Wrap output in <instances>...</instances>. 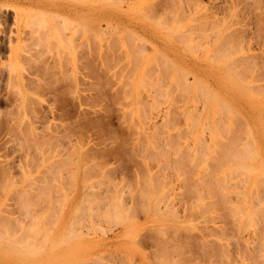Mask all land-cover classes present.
Returning a JSON list of instances; mask_svg holds the SVG:
<instances>
[{
	"label": "rangeland",
	"instance_id": "obj_1",
	"mask_svg": "<svg viewBox=\"0 0 264 264\" xmlns=\"http://www.w3.org/2000/svg\"><path fill=\"white\" fill-rule=\"evenodd\" d=\"M103 1L104 0H0V133L4 136L2 141V136L0 134V142L3 143L0 144V159L3 160L4 164L2 163V165H4V171H6L2 173L3 169H1L2 165L0 164V174L3 175H0L2 176L0 177V188L3 185L2 181L4 182L6 179L4 182V185H6L0 190V196L3 197L0 199V205L7 209V215L10 217L9 220L14 219L16 216H20V218L21 216H24L19 219L20 223H22L20 220H23V227L21 224L23 229L20 227V230H22H19V233H22L21 235L25 238V241L28 239L29 242L32 241L30 240L31 236L29 234H32V230L35 228L31 226L33 225L31 224L32 221L30 222L32 219V216H30L32 209L37 220H41H39L40 222L36 220V233H33L35 235L33 238L35 237L34 243L36 244V247L32 246L28 241H24L22 244L20 243V245L29 243V245H25L26 247L21 246L24 251L26 250V253H29V255L27 254L28 257L22 256L23 254L26 255L22 249L19 250L24 252L23 254L18 252V248H21L19 247V243H14L19 245L17 248V246L12 243L13 241H10V236L8 238L7 233L6 238H2L3 240L0 239V253L2 252L0 255V264H211L210 261H213L215 264H249L250 262V264H264V256L261 255L264 254L262 251L264 250L262 247L264 244V202L259 204L260 201H264V0H261V2H259V0H190L191 2L189 0H173L174 2L170 0H147L145 2L144 0H117L119 2L116 0L113 2L112 0ZM115 1L117 5H114ZM110 2L112 3L109 4ZM151 2H154V4ZM230 2H236V4H230ZM163 3L165 4L163 5ZM120 4L122 5L120 6ZM229 5L232 6L228 7ZM169 6L171 7L169 8ZM193 6L195 9L190 11L191 8H194ZM18 8L21 9L19 10ZM29 8H31V11L34 9V13L31 12ZM38 9L40 11L36 12ZM45 9L47 10V13ZM162 9H164L165 12ZM171 9L174 10L170 12L169 10ZM197 9L200 10V12L197 11ZM17 11L22 13V16L18 19ZM137 11H139L138 13L140 15L137 14ZM49 12L51 14H59L60 17H57L58 15L56 14H52L51 16ZM160 12L161 14L159 15ZM39 13L41 14L39 15ZM148 13L149 16H147ZM205 13L208 14V16L205 15ZM35 14H37L36 18L35 16H31ZM53 15L56 16L54 17ZM197 15H200L201 17H198ZM49 16L54 19L58 18L57 22L60 21L59 24H57L58 28L60 23L62 27H65H63V29H58L60 31L55 30L57 29L55 28L57 22H54ZM166 17L168 18V22L166 21ZM200 18H204L206 20L205 23L204 20H201ZM41 19H45V21L42 22ZM47 20L48 22H46ZM157 20L159 22H157ZM64 21L67 25H69L71 21L72 23L66 27L63 23ZM86 21H88V23ZM53 22L55 24H53ZM221 22L223 24H221ZM82 23L83 25L85 23L84 27H89L84 29ZM31 25L34 26L31 27ZM42 25L44 27H42ZM94 25H98L99 27H96L102 30H99L100 32L98 31V28L95 30L96 27ZM226 26L232 31L231 32L228 29V35L226 34L227 30H225ZM90 27L95 28L91 29ZM40 28L44 29L41 30ZM65 28L68 29L66 30ZM88 29L91 30L88 31ZM187 29H189L190 32ZM63 30H66V32ZM49 32L51 34H49ZM47 33L49 36L52 35V38H49ZM54 33L55 39H53ZM87 34H90L92 37L88 35L89 38H87ZM224 34H226L228 38ZM233 34H235V36ZM31 35L33 37H31ZM199 35L202 37H199ZM222 35H224L222 39L223 41L221 40ZM66 36H68V38ZM46 37L50 40H45ZM224 37L227 39L225 40ZM85 38L88 39V41L85 40ZM229 38L232 39L229 40ZM37 39H39V41ZM68 39L70 44L68 43ZM236 39L240 40L238 41L240 46H237ZM51 41L53 43H51ZM219 41L223 42H221L222 46H219L221 45L220 43L219 45H216ZM234 42H236V45ZM10 45L16 48V52L14 51L13 53L9 50ZM32 45L35 48H32ZM68 46H70V48ZM218 46L221 48L219 49ZM225 46L229 49H227L228 51L225 49ZM222 47L227 51L226 54H224L226 51H223L224 49L222 50ZM36 48L38 51H36ZM228 52L232 53L229 54ZM38 54L41 56L40 59ZM219 55L222 57L220 58ZM224 55H227V59L224 58ZM241 56H243V58ZM253 57L256 58L254 59ZM162 58L166 59L162 60ZM30 59L36 60L31 61ZM227 61L229 62L227 63ZM245 62L247 64H245ZM15 63H18V67ZM227 64H230V66H227ZM236 64L240 65L237 67ZM12 65L14 67H12ZM240 66L245 68L242 69L243 67H241V69H239ZM252 66L255 67L252 68ZM151 67L154 70H152ZM249 67H251L253 71ZM232 70L234 72H232ZM238 70L242 72L240 73ZM230 71L233 73V76ZM244 71L246 72L244 74H247L248 78L244 76ZM247 72H249V74ZM148 74L150 76H148ZM228 74H230V76ZM236 74L237 76L235 77L234 75ZM238 77L241 78L239 79ZM237 78L241 80V82ZM10 80L11 84L9 83ZM185 81L190 84L188 85ZM201 82H204L207 85H201ZM12 83L14 84L13 86ZM181 83L183 85H181ZM196 83H199L201 86ZM243 83L246 84L248 90L245 85L244 88L247 91L243 88ZM15 84H18V86ZM179 85L183 87L186 86L188 91L183 87L180 88ZM130 86L131 88H129ZM188 88L193 90L191 91V89L189 90ZM200 88H204L201 90L203 91L202 95L199 91ZM205 88H207L206 92L210 90L211 94L209 92V94L206 93ZM249 89L251 91H249ZM18 90H21V95L24 94L22 99H20L21 95ZM186 92H189V94ZM125 93H128V95ZM213 93L217 94L219 101H216V94ZM179 94L182 98H179ZM185 94L187 96L189 95V101L186 99L187 96H185ZM211 95L212 97H210ZM214 95L215 99L213 97ZM206 96L210 97L209 101L208 98L206 99ZM26 97L28 99L30 98V104H28L29 106L27 105V108H25V104L26 102H29ZM192 97L196 98V100ZM24 99L26 102H24ZM33 99L34 101H32ZM20 100L25 104L21 102L22 108H17L19 107L18 102L20 103ZM156 100H159V102ZM205 101H207V103ZM186 102L187 104H185ZM217 103H220V106L224 103L226 104L220 107ZM202 104H205L203 105L204 107ZM227 104L228 106H226ZM208 105L210 106L208 107ZM176 106H178V108L175 110ZM226 107H229V109H226ZM195 108L198 110L196 109V111ZM18 109L23 110L20 112ZM24 109L27 111L26 115L24 114ZM204 110H208L209 113L206 114V111ZM142 111H144V115ZM175 111L177 116L173 114ZM19 113L23 114L21 115ZM192 116L195 119H192ZM217 119H220L221 121ZM222 119L226 122L222 123ZM194 120L198 123H195ZM172 121H176V125L174 124L175 122L173 123ZM166 122L168 123L167 125ZM28 123H31V129H34L37 133V135L34 133L38 136V138L35 137V141L34 138H32L31 129H29L31 130L30 134L28 133ZM222 124L225 125L223 126ZM211 125L215 130L210 129L212 127ZM228 127L232 129H228ZM20 128H22L21 133L19 132ZM244 128L248 133L245 132ZM25 129L27 131H25ZM192 129H197V131H193ZM233 129L236 132L234 134L232 131ZM213 131H215V134ZM177 132L180 136H183L180 137ZM199 133H203L201 134L202 136L200 135V137H198ZM149 134L150 136L148 137ZM176 137L177 139H175ZM243 138L245 141H243ZM199 139L204 142L202 143ZM216 141H218L219 145H217L218 143L216 144ZM224 141L225 143H228L227 148ZM251 143L254 144V146ZM210 144L211 148H209ZM178 145L179 149H177ZM221 145L222 147H220ZM251 145L252 147L249 148L248 146ZM223 146H225L224 148L227 150L231 147V150H228L227 152L226 149H222ZM215 147L217 150H214ZM251 148H253L252 150H254V153L250 150ZM246 149L253 153L252 157L251 154L246 152ZM183 150L190 154H182V152H184ZM195 150H198V152L196 153ZM191 151H194L196 154ZM229 151L232 152L230 153ZM255 152H258L259 155ZM230 154H232L233 157ZM255 154L257 156H255ZM196 155L199 159L195 158ZM206 156L208 158H205ZM236 156L238 157V160L241 159L242 162L239 160V163ZM23 158H25V161H28L25 162ZM5 159L7 160V163ZM186 159H192L189 161L190 164ZM45 160L46 162H44ZM202 160L205 164L202 163ZM244 160H246V164L243 162ZM206 161L208 162L206 163ZM199 163L202 164L200 165ZM241 163H244V165H242L243 168L238 166L239 169L241 168L239 170L236 164L238 165ZM180 164L182 166H179ZM250 164L252 166L254 165L253 168L249 166ZM5 165H7V167ZM48 165H50V167ZM246 165L249 166L250 169ZM181 167L182 169L180 170L179 168ZM244 167L248 170L252 169L254 171L251 172V170L249 172L247 170V172H245L246 169ZM260 167L262 168L263 173L261 172V169L259 170ZM7 168L10 169L6 170ZM216 168L218 170H216ZM255 168L258 169L255 170ZM213 169H215L216 172H213ZM23 170L27 171L26 175V171L23 172ZM182 170L184 172L186 170V172L182 173ZM30 171L32 174H29L31 173ZM146 171H148L149 175ZM211 171L215 175V180L213 179L214 176L212 178ZM22 172L25 176H23ZM208 173L211 177H208L210 176ZM240 173L242 174L240 175ZM250 173L254 174L250 175ZM206 174H208V176H206ZM151 175H153V178ZM145 176H147V178ZM34 177L38 181H36ZM162 178L165 180L163 181ZM192 178L194 181H192ZM196 179L199 180L197 181ZM200 179H203V181H200ZM160 180L162 181V185L160 184ZM218 180H220V183L218 182L217 184L216 181ZM199 181L201 183H199ZM234 181L237 183L236 186L238 188L236 189ZM204 182L208 184V186L204 184ZM222 182H224V184ZM33 184L34 186L32 188ZM201 184L205 187H201ZM24 185H26V187ZM47 185L49 186V189ZM210 185L212 187H210ZM224 185H228V187L226 186L227 189ZM13 186L15 187L13 188ZM143 186L144 189L140 192ZM197 186L198 188H196ZM16 187L22 188H18L17 190H21L19 191L20 194L26 189V192H28L26 194L22 193L23 196H19L15 191L16 193L14 192L13 195V190L16 189ZM201 188H203V190ZM257 188L259 189L258 191ZM197 189L201 193L200 196H198L199 192L196 191ZM210 189H215L218 192L215 190L213 192L212 190L214 193L213 195ZM237 189L240 190L238 191ZM6 190L8 192H6ZM145 190H148L147 194L144 193L146 192ZM219 190L221 194L219 193ZM194 191L197 194L194 193ZM206 191L211 192V194ZM226 191L229 193L228 195ZM2 192L3 194H1ZM255 192L256 194H252ZM207 193L209 194L208 197ZM222 193L223 195L225 194V197H223ZM155 194H157V196ZM3 195H5L6 198ZM142 196L145 198L144 200H142ZM257 196L260 198V201ZM229 197L233 202H230L232 200ZM110 198L113 200L110 201ZM243 198H245V200ZM221 199L223 201L226 199L225 201L228 200L233 204H231L230 207V203L224 202L225 204H223V201L220 203ZM155 200L158 201L155 202ZM18 201L21 202L19 203ZM118 201L121 205H119ZM208 201L213 202L212 208L209 207L210 202ZM110 202L112 203L110 204ZM219 203L224 207H228L226 209L227 211L225 208L223 209ZM3 204L5 206H3ZM46 204L48 206H46ZM214 204H216V208L214 207ZM7 205H9V207ZM25 205L28 206L26 207ZM132 205L133 207H131ZM204 205L206 208L208 206L209 209H206ZM115 206H118L116 209H119L120 207V213H122L121 209H124L121 216L118 213L119 211H117L118 209H115L116 211L113 212ZM147 207H149L150 210L147 209ZM145 208L147 210H145ZM239 208H242L240 209L242 211H240ZM220 209L223 210L221 211ZM229 209L233 212V215ZM234 210L236 212H234ZM28 212L29 215L27 214ZM116 212L119 215V221L116 218L117 216H114L117 214ZM218 212H220V215ZM239 212L241 214L244 212L243 215H240L241 218H239ZM111 213L116 214L112 216ZM124 213L125 216H122ZM199 213L202 215L200 216ZM24 214L27 215L25 216ZM31 215H33V212ZM249 215L253 220L249 218ZM242 216L244 217L242 218ZM120 217H123L121 219L122 221L120 220ZM226 218L228 220H226ZM238 218L241 221H238ZM50 219L52 220L50 221ZM123 219L126 220L123 221ZM242 219L245 220L244 222H246L247 219L248 225L244 224ZM46 220L49 221V224ZM233 220L234 222L236 221V223L232 222ZM233 224H236L237 226H233ZM241 224H244L245 226H242ZM25 225L28 227L31 226L30 228H32V230L28 228L31 233L28 234ZM241 226L244 228V231H242L243 228ZM52 227L54 228L51 229ZM220 230L224 231L221 232ZM239 232L241 233L240 236L238 234ZM209 233H211V235H209ZM230 233L232 236H230ZM72 236L75 238L78 237L75 239L72 238ZM51 237L54 238L51 239ZM60 237L61 239H59ZM257 237L260 240H258ZM40 239H43V241H40ZM9 241L10 243H8ZM210 241L212 242L210 243ZM225 242H227V244ZM255 242L258 243L254 244ZM247 244L248 246H246ZM259 244L261 247L260 249H257L259 248ZM217 245H219V247ZM6 246H8V249L19 253L20 255L15 256L14 254L9 253V251L4 250L5 253L6 251L9 253H6L5 255L2 249L3 247L6 248ZM247 249H249L251 253ZM259 252H263L260 253L262 258L259 257ZM219 253L221 255L223 253L225 254L222 255L223 257H220ZM247 253L248 256L245 255ZM253 254L256 255L253 257L249 256ZM226 256L228 258H226ZM212 257H218L220 260L217 258L216 260L214 259V261ZM254 257L255 260H253Z\"/></svg>",
	"mask_w": 264,
	"mask_h": 264
},
{
	"label": "bare ground",
	"instance_id": "obj_2",
	"mask_svg": "<svg viewBox=\"0 0 264 264\" xmlns=\"http://www.w3.org/2000/svg\"><path fill=\"white\" fill-rule=\"evenodd\" d=\"M77 1H79V0H77ZM83 1H85V0H83ZM86 1H87V0H86ZM104 1H105V0H104ZM104 1H103V2H104ZM109 1H111V0H109ZM113 1H114V0H112V2H113ZM116 1H117V0H116ZM116 1L114 2V5H115V4L117 5ZM145 1H147V0H144V2H145ZM165 1H166V0H165ZM167 1H168V0H167ZM170 1H173V0H170ZM175 1H176V0H175ZM178 1H179V0H178ZM189 1H190V0H189ZM234 1H235V0H234ZM236 1H237V0H236ZM243 1H244V0H243ZM243 1H242V2H243ZM256 1H257V0H256ZM96 2H97V1H96ZM112 2H110L109 4H111ZM117 2H119V1H117ZM142 2H143V1H142ZM173 2H174V1H173ZM182 2H183V1H182ZM190 2H191V1H190ZM194 2H195V1H194ZM196 2H197V1H196ZM231 2H233V1H231ZM231 2H230V4H234V3L236 4V2H234V3H231ZM242 2H241V3H242ZM259 2H261V0H259ZM262 2H263V1H262ZM88 3H89V2H88ZM107 3H108V2H107ZM140 3H141V2H140ZM151 3H152V2H151ZM176 3H177V2H176ZM180 3H181V2H180ZM180 3H179V4H180ZM192 3H193V2H192ZM237 3H238V2H237ZM257 3H258V2H257ZM144 4H145V3H144ZM152 4H154V2H153ZM152 4H150V5H152ZM164 4H165V3H163V5H164ZM167 4H168V3H167ZM174 4H175V3H174ZM195 4H196V3H195ZM235 4H234V5H235ZM106 5H107V4H106ZM121 5H122V4H120V6H121ZM193 5H194V4H193ZM239 5H240V4H239ZM153 6H154V5H153ZM156 6H157V5H156ZM172 6H173V5H172ZM181 6H182V5H181ZM230 6H232V5H229L228 7H230ZM117 7H118V6H117ZM138 7H139V6H138ZM170 7H171V6H169V8H170ZM193 7H194V6H193ZM196 7H197V5H196ZM198 7H199V5H198ZM235 7H236V6H235ZM32 8H33V7H32ZM118 8H119V7H118ZM146 8H147V7H146ZM151 8H152V7H151ZM153 8H154V7H153ZM163 8H164V7H163ZM182 8H183V7H182ZM200 8H201V6H200ZM18 9H19V8H18ZM20 9H21V8H20ZM20 9H19V10H20ZM30 9H31V8H29V10H30ZM119 9H120V8H119ZM148 9H149V6H148ZM165 9H166V8H165ZM192 9H195V7H194V8H191L190 11H191ZM231 9H232V8H231ZM234 9H235V8H234ZM45 10H46V9H45ZM140 10H141V9H140ZM151 10H153V9H151ZM162 10H164V9H162ZM166 10H168V9H166ZM172 10H174V9H171V10H169V11L171 12ZM182 10H183V9H182ZM30 11H31V10H30ZM30 11H29V12H30ZM33 11H34V9H33ZM33 11H31V12H33ZM38 11H40V10L38 9L36 12H38ZM145 11L148 12L147 10H145ZM197 11L200 12V10H198V9H197ZM201 11H202V10H201ZM205 11H206V10H205ZM19 12H20V11H19ZM19 12L17 11V19L20 18V16H22V13H21V12L19 13ZM24 12H25V11H24ZM29 12H28V14H29ZM31 12H30V13H31ZM43 12H44V11H43ZM43 12H42V13H43ZM134 12H135V11H134ZM138 12H139V11H137V14H139ZM149 12H150V9H149ZM151 12H152V11H151ZM164 12H165V10H164ZM164 12H163V13H164ZM183 12H184V11H183ZM192 12H193V11H192ZM207 12H208V11H207ZM207 12H206V13H207ZM33 13H34V12H33ZM46 13H47V10H46ZM163 13H162V14H163ZM186 13H187V12H186ZM186 13H185V14H186ZM189 13H190V12H189ZM202 13H203V12H202ZM206 13H205V15L208 16V14H206ZM214 13H215V12H214ZM214 13H213V14H214ZM233 13H234V11H233ZM233 13H232V15H233ZM28 14H27V15H28ZM40 14H41V13H39V15H40ZM43 14H44V13H43ZM49 14H51V13L49 12ZM52 14H56V13H52ZM52 14H51V16H52ZM143 14H144V13H143ZM143 14H141V15H143ZM145 14H146V13H145ZM150 14H151V13H150ZM156 14H157V13H156ZM160 14H161V12L159 13V15H160ZM164 14H165V13H164ZM196 14H197V13H196ZM196 14H195V15H196ZM27 15H26V16H27ZM39 15H38V16H39ZM56 15H58L57 17H60L59 14H56ZM56 15H55V16H56ZM60 15H61V14H60ZM139 15H140V14H139ZM173 15H175V14H173ZM187 15H188V14H187ZM190 15H191V13H190ZM190 15H189V16H190ZM201 15H202V14H201ZM29 16H30V15H29ZM31 16H35V18H36L37 14H35V15H31ZM44 16H45V15H44ZM44 16H43V17H44ZM53 16H54V15H53ZM55 16H54V17H55ZM64 16H65V15H64ZM64 16H63V17H64ZM147 16H149V13L147 14ZM168 16H169V14H168ZM170 16H171V15H170ZM175 16H176V15H175ZM197 16H198V15H197ZM199 16H200V15H199ZM199 16H198V17H199ZM207 16H206V17H207ZM49 17H50V16H49ZM61 17H62V16H61ZM142 17H143V16H142ZM177 17H178V16H177ZM198 17H197V18H198ZM200 17H201V16H200ZM203 17L205 18L204 15H203ZM32 18H33V17H32ZM35 18H34V19H35ZM40 18H41V17H40ZM44 18H45V17H44ZM46 18H48V17H46ZM50 18H52V17H50ZM67 18H68V17H67ZM143 18H144V17H143ZM191 18H192V17H191ZM204 18H203V19L200 18V19H201V20H204V23H205L206 20H205ZM230 18H231V17H230ZM38 19H39V18H38ZM52 19L54 20V22H55V21L57 22V19H58V18H55V19L52 18ZM64 19H65V18H64ZM69 19H70V18H69ZM150 19H151V17H150ZM167 19H168V18L166 17V21H167ZM224 19H225V18H224ZM35 20H37V19H35ZM60 20H61V19H60ZM67 20H68V19H67ZM171 20H172V19H171ZM193 20H194V19H193ZM38 21H39V20H38ZM41 21L44 22L45 19H41ZM41 21H40V23H41ZM49 21H50V19H49ZM62 21H63V20H62ZM62 21H61V22H62ZM178 21H179V20H178ZM228 21H230V20H228ZM228 21H227V22H228ZM46 22H48V20H47ZM51 22H52V21H51ZM54 22H53V24H55ZM59 22H60V21H59ZM59 22H57V23L55 24V25H56L55 28H57V29H55V30H58V29H60V28L63 29V27H65V26L62 27V26H61V23H60L59 28H58V25H57V24H59ZM76 22H77V21H76ZM86 22L88 23V21H86ZM90 22H91V21H90ZM90 22H89V23H90ZM157 22H159V21L157 20ZM167 22H168V21H167ZM192 22H193V21H192ZM224 22H225V21H224ZM34 23H36V22H34ZM40 23H39V24H40ZM63 23H64V25H66V27H67V26H69V25L72 23V21H71V23H70L69 25L65 24V21H64ZM67 23H68V22H67ZM74 23H75V22H74ZM74 23H73V25L75 26ZM93 23H94V22H93ZM97 23H99V22H97ZM91 24H92V23H91ZM157 24H158V23H157ZM215 24H217V23H215ZM221 24H223V23L221 22ZM227 24H228V23H227ZM230 24H231V23H230ZM28 25H29V24H28ZM36 25H38V24L36 23ZM43 25H44V24H43ZM43 25H42V27H44ZM79 25H81V24H79ZM82 25H83V23H82ZM89 25H90V24H89ZM159 25H160V24H159ZM159 25H158V26H159ZM168 25H169V23H168ZM212 25H214V24H212ZM225 25H226V24H225ZM33 26H34V25H33ZM33 26L31 25V27H33ZM45 26H46V24H45ZM84 26H85V23H84L83 27H84ZM86 26H87V25H86ZM91 26H93V25H91ZM94 26H95V25H94ZM96 26H98V25H96ZM96 26H95V27H96ZM169 26H170V25H169ZM214 26H215V25H214ZM221 26H222V25H221ZM29 27H30V26H29ZM88 27H89V26H88ZM88 27H84V29H85V28L87 29ZM95 27H92V28H95ZM98 27H99V26H98ZM98 27H96L95 30H97ZM101 27H102V26H101ZM191 27H192V24H191ZM216 27H217V26H216ZM36 28H37V27H36ZM36 28H34V29H36ZM46 28H47V27H46ZM49 28H50V27H49ZM90 28H91V27H90ZM92 28H91V29H92ZM117 28H118V27H117ZM170 28H171V27H170ZM178 28H179V27H178ZM197 28H198V27H197ZM210 28H211V27H210ZM212 28H213V27H212ZM221 28H222V27H221ZM40 29L42 30V29H44V28H40ZM53 29H54V28H53ZM62 29H61V30H62ZM65 29H66V28H65ZM67 29H68V28H67ZM67 29H66V30H67ZM75 29H76V28H75ZM91 29H88V31L91 30ZM125 29H126V28H125ZM166 29H167V28H166ZM176 29H177V28H176ZM228 29H229V28L226 26V28H225V30H227L226 34L228 33ZM19 30H20V29H19ZM38 30H39V29H38ZM55 30H54V31H55ZM66 30H63V31L66 32ZM99 30H102V29H99V28H98V31H99ZM117 30H118V29H117ZM187 30L189 31V29H187ZM191 30H192V29H191ZM229 30H230V29H229ZM23 31H24V30H23ZM52 31H53V30H52ZM58 31H60V30H58ZM63 31H61V32H63ZM74 31H75V30H74ZM115 31H116V30H115ZM174 31H175V30H174ZM193 31H194V30H193ZM216 31H218V30H216ZM220 31H221V30H220ZM230 31H231V30H230ZM230 31H229V32H230ZM39 32H41V31H39ZM45 32H46V31H45ZM47 32H48V31H47ZM50 32H51V31H50ZM50 32H49V34H51ZM61 32H60V33H61ZM99 32H100V31H99ZM101 32H102V31H101ZM189 32H190V31H189ZM203 32H204V31H203ZM231 32H232V31H231ZM234 32H235V31H234ZM31 33H32V32H31ZM56 33H57V32H56ZM174 33H175V32H174ZM185 33H186V32H185ZM191 33H192V32H191ZM219 33H220V32H219ZM18 34H19V31H18ZM40 34H42V33H40ZM40 34H39V35H40ZM49 34L47 33V36H48L49 38H50V37L52 38V35L49 36ZM82 34H83V33H82ZM94 34H95V33H94ZM126 34H127V33H126ZM189 34H190V33H189ZM226 34H224V35L226 36ZM35 35H36V33H35ZM39 35H38V36H39ZM54 35H55V33L53 34V39H55V38H54ZM88 35H89L90 37H92L90 34H87V36H88ZM190 35H191V34H190ZM200 35H201V34H200ZM200 35H199V37H202V36H200ZM224 35H222L221 40L223 39V36H224ZM227 35H228V34H227ZM233 35L235 36V34H233ZM233 35H232V36H233ZM61 36H62V35H61ZM84 36H85V35H84ZM84 36H83V37H84ZM89 36H88L87 38H89ZM95 36H96V35H95ZM192 36H193V34H192ZM197 36H198V34H197ZM229 36H230V35H229ZM31 37H33V36L31 35ZM35 37H36V36H35ZM48 37H46L45 40H48V41H49L50 39H47ZM59 37H60V34H59ZM59 37H58V38H59ZM66 37L68 38V36H66ZM83 37H82V38H83ZM96 37H97V36H96ZM139 37H141V36H139ZM189 37H190V36H189ZM220 37H221V36H220ZM226 37L228 38V36H226ZM37 38H38V37H37ZM42 38H43V37H42ZM44 38H45V35H44ZM67 38H66V39H67ZM69 38H70V37H69ZM98 38H99V37H98ZM143 38H144V37H143ZM227 38L224 37L225 40H226ZM234 38H235V37H234ZM33 39H35V38H33ZM59 39H60V38H59ZM76 39H77V38H76ZM80 39H81V38H80ZM231 39H232V38H231ZM231 39L229 38V40H231ZM238 39H239V38H238ZM238 39H236V40H237V44H238V41H240V40H238ZM22 40H23V39H22ZM37 40L39 41V39H37ZM41 40H42V39H41ZM61 40H62V39H61ZM81 40H83V39H81ZM85 40L88 41V39H86V38H85ZM92 40H93V39H92ZM95 40H96V39H95ZM142 40H144V39H142ZM142 40H141V41H142ZM191 40H192V39H191ZM218 40H219V39H218ZM48 41H47V42H48ZM52 41H53V40H52ZM52 41H51V43H53ZM63 41L66 42L65 40H63ZM68 41H69V39H68ZM97 41H98V40H97ZM182 41H183V40H182ZM199 41H200V40H199ZM201 41H202V38H201ZM222 41H223V40H222ZM222 41H221V42H222ZM232 41H233V40H232ZM10 42H11V40H10ZM35 42H36V41H35ZM47 42H46V44H47ZM54 42H55V40H54ZM59 42H60V41H59ZM78 42H79V41H78ZM183 42H184V41H183ZM186 42H187V41H186ZM221 42L219 41L218 43H216V45H217V44L219 45V43H220L221 45H219V46H222V43H223V42H222V43H221ZM228 42H229V41H228ZM36 43H37V42H36ZM36 43H35V45H36ZM55 43H56V42H55ZM55 43H54V44H55ZM60 43H61V42H60ZM60 43H59V44H60ZM68 43L70 44V41H69ZM111 43H112V42H111ZM113 43H114V41H113ZM113 43H112V44H113ZM224 43H225V42H224ZM234 43H235V45H236V42H234ZM239 43H240V42H239ZM32 44H33V41H32ZM41 44H42V43H41ZM43 44H44V43H43ZM63 44H64V43H63ZM80 44H81V43H80ZM230 44H231V42H230ZM230 44H229V45H230ZM39 45H40V44H39ZM65 45H66V44H65ZM77 45H78V44H77ZM189 45H190V43H189ZM201 45H202V44H201ZM207 45H208V44H207ZM224 45H225V44H224ZM227 45H228V43H227ZM227 45H226V46H227ZM235 45H234V46H235ZM78 46H79V45H78ZM192 46H193V45H192ZM219 46H218V47H219ZM226 46H225V49L227 50L228 48H226ZM237 46H240V45L238 44ZM33 47H34V46L32 45V48H33ZM66 47H67V45H66ZM68 47L70 48V46H68ZM81 47H82V46H81ZM185 47H186V46H185ZM198 47H199V46H198ZM202 47H203V46H202ZM215 47H216V46H215ZM223 47H224V46H223ZM223 47H222V50L224 49ZM230 47H231V46H230ZM230 47H229V48H230ZM17 48H19V47H17ZM30 48H31V47H30ZM34 48H35V47H34ZM39 48H40V47H39ZM59 48H60V47H59ZM71 48H72V47H71ZM79 48H80V47H79ZM79 48H78V49H79ZM196 48H197V47H196ZM199 48H200V47H199ZM220 48H221V47H219V49H220ZM234 48H235V47H234ZM236 48H237V47H236ZM15 49H16V48H14L12 45H10V49H9V50H11V51L14 53ZM25 49H26V48H25ZM36 49H37V48H36ZM111 49H112V47H111ZM151 49H152V48H151ZM187 49H188V47H187ZM203 49H204V48H203ZM217 49H218V48H217ZM217 49H216V50H217ZM219 49H218V50H219ZM225 49H224L223 51H226ZM232 49H233V48H232ZM241 49H242V48H241ZM17 50H18V49H17ZM45 50H47V49H45ZM45 50H44V51H45ZM65 50H66V49H65ZM207 50H208V49H207ZM228 50H229V49H228ZM228 50H227V51H228ZM230 50H231V49H230ZM25 51H26V50H25ZM27 51H29V50H27ZM33 51H34V50H33ZM36 51H38V49H37ZM44 51H43V52H44ZM227 51H226L224 54H226ZM15 52H16V51H15ZM29 52H30V51H29ZM29 52H28V54H29ZM41 52H42V51H41ZM70 52H71V51H70ZM196 52H197V51H196ZM217 52H218V51H217ZM220 52H221V51H220ZM73 53H74V52H73ZM206 53H207V52H206ZM222 53H223V52H222ZM228 53H229V52H228ZM231 53H232V52H231ZM231 53H229V54H231ZM236 53H237V52H236ZM40 54H41V53H40ZM44 54H45V53H44ZM70 54H71V53H70ZM10 55H12V54H10ZM45 55H46V54H45ZM161 55H162V54H161ZM204 55H205V54H204ZM220 55H221V54H220ZM220 55H219V56H220ZM232 55H233V54H232ZM236 55H237V54H236ZM32 56H33V55H32ZM32 56H31V57H32ZM159 56H160V55H159ZM163 56H164V55H163ZM230 56H231V55H230ZM38 57H39V59H40L41 56H39V54H38ZM38 57H37V58H38ZM213 57H214V56H213ZM221 57H222V56H220V58H221ZM231 57H232V56H231ZM239 57H240V56H239ZM241 57L243 58V56H241ZM23 58H24V57H23ZM29 58H30V57H29ZM166 58H167V56H166ZM166 58H162V60H164V59H166ZM224 58L227 59V55H224ZM228 58H230V57H228ZM253 58H254V57H253ZM255 58H256V57H255ZM255 58H254V59H255ZM20 59H21V56H20ZM39 59H38V60H39ZM169 59H170V58H169ZM226 59H224V60H226ZM26 60H27V59H26ZM30 60H31V59H30ZM32 60H33V59H32ZM32 60H31V61H32ZM34 60H36V59H34ZM34 60H33V61H34ZM38 60H37V61H38ZM156 60H157V59H156ZM209 60H210V59H209ZM243 60H244V59H243ZM147 61H148V60H147ZM149 61H150V60H149ZM169 61H170V60H169ZM210 61H211V60H210ZM231 61H232V60H231ZM18 62H19V59H18ZM39 62H40V61H39ZM41 62H42V61H41ZM156 62H157V61H156ZM171 62H173V61H171ZM228 62H229V61H227V63H228ZM236 62H237V61H236ZM239 62H240V61H239ZM252 62H254V61H252ZM28 63H29V62H28ZM34 63H35V62H34ZM153 63H154V62H153ZM224 63L226 64L225 61H224ZM224 63H223V64H224ZM233 63H234V62H233ZM10 64H11V62H10ZM15 64H16V66H17L18 63H15ZM154 64H155V63H154ZM160 64H161V63H160ZM217 64H220V63H217ZM225 64H224V65H225ZM231 64H232V63H231ZM241 64H242V62H241ZM245 64H247V63L245 62ZM31 65H32V64H31ZM152 65H153V64H152ZM228 65L230 66V64H227V66H228ZM238 65H240V64H236L237 67H238ZM249 65H250V63H249ZM253 65H254V64H253ZM150 66H151V65H150ZM155 66H156V65H155ZM159 66H160V65H159ZM244 66H246V65H244ZM9 67H11V66H9ZM12 67H14V66L12 65ZM12 67H11V68H12ZM17 67H18V66H17ZM234 67H235V66H234ZM241 67H243V66H240L239 69H241ZM247 67H248V66H247ZM253 67H255V66H252V68H253ZM151 68H152V67H151ZM154 68H155V67H154ZM177 68H178V67H177ZM244 68H245V67H243L242 69H244ZM249 68H251V67H249ZM252 68H251V70L253 71ZM181 69H182V68H181ZM230 69H231V68H230ZM247 69H248V68H247ZM9 70H12V69H9ZM46 70H47V69H46ZM152 70H154V69L152 68ZM228 70H229V69H228ZM228 70H227V71H228ZM160 71H162V70H160ZM164 71H165V70H164ZM235 71H236V70H235ZM238 71H240V70H238ZM13 72H14V71H13ZM155 72H156V71H155ZM179 72H180V71H179ZM182 72H183V71H182ZM232 72H234V71L232 70ZM232 72L230 71V73H232ZM241 72H242V71H240V73H241ZM161 73H162V72H161ZM161 73H160V75H161ZM164 73H165V72H164ZM188 73H189V72H188ZM228 73H229V72H228ZM240 73H239V75H240ZM244 73H246V72L244 71L243 74H244ZM247 73L249 74V72H247ZM12 74H13V73H12ZM17 74H18V73H17ZM149 74H150V73H149ZM149 74H148V76H150ZM167 74H168V73H167ZM167 74H166V75H167ZM189 74H190V73H189ZM191 74H192V73H191ZM224 74H225V73H224ZM234 74H235V73H234ZM243 74H242V75H243ZM18 75H19V74H18ZM152 75H153V74H152ZM166 75H165V76H166ZM228 75L230 76V74H228ZM231 75L233 76V73H232ZM12 76H13V75H12ZM165 76H164V77H165ZM167 76H168V75H167ZM226 76H227V75H226ZM232 76H231V78H232ZM234 76L236 77L237 74L234 75ZM240 76H241V75H240ZM244 76H246V77L248 78L247 74H246V75L244 74ZM15 77H16V76H15ZM15 77H14V78H15ZM182 77H183V76H182ZM185 77H186V76H185ZM235 77H234V78H235ZM246 77H245V78H246ZM16 78H17V77H16ZM141 78H142V77H141ZM148 78H149V77H148ZM183 78H184V77H183ZM192 78H193V77H192ZM238 78H239V77H238ZM238 78H237V79H238ZM240 78H241V77H240ZM240 78H239V79H240ZM243 78H244V77H243ZM12 79H13V77H12ZM152 79H153V78H152ZM161 79H162V78H161ZM181 79H182V78H181ZM232 79H233V78H232ZM232 79H231V80H232ZM239 79H238V80H239ZM253 79H254V78H253ZM253 79H252V80H253ZM97 80H98V79H97ZM99 80H100V79H99ZM179 80H180V79H179ZM242 80H243V79H242ZM16 81H17V80H16ZM142 81H143V80H142ZM142 81H141V82H142ZM146 81H147V80H146ZM153 81H154V80H153ZM160 81H161V80H160ZM183 81H184V80H183ZM235 81H236V80H235ZM239 81L241 82V80H239ZM10 82H11V80L9 81V83H10ZM37 82H38V81H37ZM128 82H129V81H128ZM128 82H127V83H128ZM143 82H145V81H143ZM179 82H180V81H179ZM185 82H186V81H185ZM190 82H191V80H190ZM198 82H199V81H198ZM245 82H246V81H245ZM26 83H27V82H26ZM34 83H35V81H34ZM127 83H126V84H127ZM147 83H148V82H147ZM151 83H152V82H151ZM161 83H162V82H161ZM167 83H168V81H167ZM175 83H176V82H175ZM186 83H187L188 85L190 84V83H188V82H186ZM199 83H200V82H199ZM199 83H196V84H199ZM201 83H202V82H201ZM7 84H8V82H7ZM10 84H11V83H10ZM30 84H31V83H30ZM141 84H142V83H141ZM144 84H145V83H144ZM144 84H143V85H144ZM148 84H149V83H148ZM153 84H154V82H153ZM165 84H166V83H165ZM192 84H193V82H192ZM196 84H194V85H196ZM203 84H204V85H207V84H205L204 82H203L201 85H203ZM13 85H14V84L12 83V86H13ZM15 85H16V84H15ZM33 85H34V84H33ZM87 85H88V84H87ZM95 85H96V84H95ZM123 85H124V84H123ZM176 85H177V84H176ZM181 85H183V84L181 83ZM199 85H200V84H199ZM201 85H200V86H201ZM224 85H225V84H224ZM244 85L246 86V84H244V83L242 84L243 88L245 87ZM12 86H11V87H12ZM16 86H18V84H17ZM30 86H31V85H30ZM37 86H38V85H37ZM78 86H79V85H78ZM97 86H98V85H97ZM131 86H132V85H131ZM131 86H130L129 88H131ZM141 86H142V85H141ZM141 86H140V87H141ZM146 86H147V85H146ZM159 86H160V85H159ZM179 86H180V85H179ZM192 86H193V85H192ZM192 86H191V87H192ZM200 86H199V87H200ZM35 87H36V86H35ZM142 87H143V86H142ZM147 87H148V86H147ZM150 87H151V86H150ZM160 87H161V86H160ZM160 87H159V88H160ZM163 87H164V86H163ZM181 87H183V86H180V88H181ZM203 87H205V86H203ZM240 87H241V86H240ZM240 87H239V88H240ZM251 87H252V86H251ZM251 87H250V88H251ZM18 88H19V87H18ZM18 88H17V89H18ZM88 88H89V87H88ZM121 88H122V87H121ZM134 88H135V87H134ZM183 88L187 90L186 86H184ZM183 88H182V89H183ZM193 88H194V87H193ZM243 88H241V89H243ZM136 89H137V88H136ZM136 89H135V90H136ZM139 89H140V88H139ZM184 89H183V90H184ZM188 89H189V88H188ZM190 89H191V88H190ZM190 89H189V90H190ZM203 89H204V88H202V89L200 88V90H199L200 93H201V95L203 94V91H201V90H203ZM206 89H207V88H205V92H206ZM244 89H245V88H244ZM246 89H247V86H246ZM246 89H245V90H246ZM15 90H16V89H15ZM153 90H154V89H153ZM156 90H157V89H156ZM159 90H161V89H159ZM192 90H193V89H191V91H192ZM211 90H212V89H211ZM247 90H248V89H247ZM247 90H246V91H247ZM18 91H19V90H18ZM20 91H21V90H20ZM20 91H19V93H20V95H21L22 92H20ZM121 91H122V90H121ZM138 91H139V90H138ZM184 91H185V90H184ZM187 91H188V90H187ZM249 91H251V90L249 89ZM16 92H17V91H16ZM125 92H126V90H125ZM127 92H128V91H127ZM135 92H136V91H135ZM189 92H190V91H189ZM189 92H186V93L189 94ZM197 92H198V91H197ZM205 92H204V93H205ZM208 92L210 93L211 91L209 90ZM208 92H206V93H208ZM253 92H254V90H253ZM141 93H142V92H141ZM193 93H194V91H193ZM209 93H208V94H209ZM216 93H217V92H216ZM216 93H213V94H216ZM125 94L128 95V93H125ZM161 94H162V93H161ZM177 94H178V92H177ZM183 94H184V93H183ZM210 94H211V93H210ZM23 95H24V94H23ZM23 95H21V98H20V99H22V96H23ZM30 95H31V94H30ZM152 95H153V94H152ZM193 95H195V94H193ZM196 95H197V94H196ZM18 96H19V95H18ZM135 96H136V95H135ZM138 96H139V95H138ZM162 96H163V95H162ZM185 96H187V95L185 94ZM188 96H189V95H188ZM188 96H187V98H186L187 100H188ZM24 97H25V96H24ZM27 97H28V95H27ZM27 97H26V99H28ZM154 97H155V96H154ZM159 97H160V96H159ZM180 97L182 98V96H180V94H179V98H180ZM196 97H197V96H196ZM210 97H212V95H211ZM210 97H209V96H206V99L208 98V101H209ZM213 97H214V99H215V95H214ZM173 98H174V97H173ZM173 98H172V99H173ZM192 98H194V97H192ZM200 98H201V97H200ZM202 98H203V97H202ZM204 98H205V97H204ZM220 98H221V97H220ZM220 98H219V99H220ZM29 99H30V98H29ZM29 99H28V102H29V103H27L26 100L24 99V100H25L24 102H26V104L23 103L22 100H20V103L18 102V106H19V107H17V106H16V107H17V108H22V105H21V102H22L23 104L26 105V106L24 105L25 108H27V107L29 106L28 104H30ZM152 99H153V98H152ZM162 99H163V97H162ZM184 99H185V98H184ZM186 99H185V100H186ZM194 99L196 100V98H194ZM198 99H199V97H198ZM212 99H213V98H212ZM212 99H211V102H212ZM18 100H19V97H18ZM128 100H129V99H128ZM130 100H132V99H130ZM177 100H178V99H177ZM189 100H190V99H189ZM189 100H188V101H189ZM217 100H218V96H217V94H216V101H217ZM32 101H34V99H33ZM156 101H157V100H156ZM175 101H176V100H175ZM180 101H181V99H180ZM201 101H202V100H201ZM203 101H204V100H203ZM218 101H219V100H218ZM220 101H221V100H220ZM130 102H131V101H130ZM130 102H129V103H130ZM157 102H159V100H158ZM170 102H171V101H170ZM181 102H182V101H181ZM205 102L207 103V101H205ZM214 102H215V100H214ZM224 102H225V101H224ZM32 103H34V102H32ZM32 103H31V104H32ZM163 103H164V102H163ZM197 103H198V102H197ZM202 103H204V102H202ZM19 104L21 105V107H20ZM139 104H140V103H139ZM173 104H174V103H173ZM173 104H172V105H173ZM185 104H187V102H186ZM208 104H210V103H208ZM217 104H219L218 106H220V103H217ZM224 104H226V103H224ZM224 104H222V105H224ZM27 105H28V106H27ZM120 105H121V104H120ZM136 105H137V104H136ZM174 105H175V104H174ZM176 105H177V104H176ZM203 105H205V104H202V106H203ZM206 105H207V104H206ZM222 105H221V106H222ZM195 106H196V105H195ZM209 106H210V105H208V107H209ZM221 106H220V107H221ZM226 106H228V104H227ZM129 107H130V106H129ZM135 107H136V106H135ZM139 107H140V106H139ZM173 107H174V106H173ZM203 107H204V106H203ZM142 108H143V107H142ZM144 108H145V107H144ZM177 108H178V106H176L175 110H176ZM187 108H188V107H187ZM214 108H215V107H214ZM150 109H151V108H150ZM150 109H149V111H150ZM156 109H157V108H156ZM185 109H186V108H185ZM188 109H189V108H188ZM193 109H194V108H193ZM196 109H197V108H195V110H196ZM200 109H201V108H200ZM203 109H205V108H203ZM207 109H209V108H207ZM217 109H218V107H217ZM220 109H221V108H220ZM224 109H225V107H224ZM226 109H229V107H228V108L226 107ZM18 110H20V112H21L23 109H18ZM24 110H25V109H24ZM133 110H134V109H133ZM141 110H142V109H141ZM195 110H194V112H195ZM197 110H198V109H197ZM197 110H196V111H197ZM201 110H202V109H201ZM204 111H206V114L209 113L208 110H204ZM221 111H222V110H221ZM223 111H224V110H223ZM229 111H231V110H229ZM234 111H235V109H234ZM26 112H27V111L25 110V113H24L25 115H26ZM132 112H133V111H132ZM142 112H143V115H144V111H142ZM146 112H147V111H146ZM164 112H165V111H164ZM201 112H202V111H201ZM218 112H219V110H218ZM218 112H217V113H218ZM227 112H228V110H227ZM128 113H131V112H128ZM135 113H136V112H135ZM137 113H138V112H137ZM175 113H176V111L173 112V114L177 116V113H176V114H175ZM188 113H189V112H188ZM188 113H186V114H188ZM195 113H196V112H195ZM220 113H221V112H220ZM225 113H226V112H225ZM225 113H224V114H225ZM19 114L22 115L23 113H19ZM145 114H147V113H145ZM196 114H197V113H196ZM199 114H201V113H199ZM212 114H213V112H212ZM218 114H219V113H218ZM130 115H131V114H130ZM180 115H181V114H180ZM182 115H183V114H182ZM189 115H190V113H189ZM216 115H217V114H216ZM226 115H228V114H226ZM134 116H136V115H134ZM151 116H152V115H151ZM166 116H167V115H166ZM172 116H173V115H172ZM199 116H200V115H199ZM199 116H198V118H199ZM202 116H203V115H202ZM147 117H148V116H147ZM170 117H171V116H170ZM174 117H175V116H174ZM200 117H201V116H200ZM219 117H221V116H219ZM224 117H226V116H224ZM227 117H228V116H227ZM262 117H263V116H262ZM37 118H39V117H37ZM135 118H136V117H135ZM193 118H194V117L192 116V119H193ZM211 118H212V117H211ZM168 119H169V118H168ZM187 119H188V118H187ZM192 119H191V120H192ZM194 119H195V118H194ZM201 119H202V118H201ZM173 120H174V119H173ZM197 120H198V119H197ZM197 120H196V121H197ZM209 120H210V119H209ZM211 120H212V119H211ZM217 120H220V119H217ZM222 120H223L222 123L226 122L224 119H222ZM192 121H193V120H192ZM198 121H199V120H198ZM215 121H216V120H215ZM220 121H221V120H220ZM220 121H219V122H220ZM21 122H22V121H21ZM21 122H20V123H21ZM150 122H151V121H150ZM167 122H169V121H167ZM167 122H166V125L168 124ZM170 122H171V121H170ZM172 122H173V123L175 122L174 124L176 125V121H172ZM194 122H195V120H194ZM194 122H193V123H194ZM207 122H208V120H207ZM207 122H206V123H207ZM20 123H19V125H20ZM32 123H33V122H32ZM135 123H136V122H135ZM178 123H179V122H178ZM195 123H198V122H195ZM195 123H194V125H195ZM216 123H217V122H216ZM220 123H221V122H220ZM230 123H231V122H230ZM28 124H29V125H28V128H27V127H26V128L29 130V129H31L32 127L30 126L31 123H28ZM132 124H133V123H132ZM200 124H201V123H200ZM207 124H208V123H207ZM207 124H206V125H207ZM217 124H218V123H217ZM245 124H246V123H245ZM26 125H27V124H26ZM135 125H136V124H135ZM135 125H134V126H135ZM156 125H157V124H156ZM166 125H165V126H166ZM208 125H210V124H208ZM222 125H223V124H222ZM224 125H225V124H224ZM224 125H223V126H224ZM29 126H30V127H29ZM191 126H192V125H191ZM204 126H205V125H204ZM211 126H212V125H211ZM216 126H217V125H216ZM135 127H136V126H135ZM153 127H154V126H153ZM171 127H172V126H171ZM174 127H175V126H174ZM195 127H196V126H195ZM231 127H232V126H231ZM244 127H246V126H244ZM33 128H34V126H33ZM154 128H155V127H154ZM187 128L189 129L188 126H187ZM219 128H220V127H219ZM132 129H133V127H132ZM171 129H172V128H171ZM180 129H181V128H180ZM188 129H187V130H188ZM202 129H204V128H202ZM207 129H208V127H207ZM210 129H214V127L212 126ZM228 129H232V128L228 127ZM31 130H32L31 135L33 136V137H32V136H31V137L34 138V141H35V139L38 138V136H36L37 133L34 131V129H31ZM31 130H29V132H28L29 134H30V131H31ZM192 130H193V129H192ZM194 130L197 131V129H194ZM194 130H193V131H194ZM204 130H205V129H204ZM214 130H215V129H214ZM244 130H245V132L247 131L245 128H244ZM244 130H243V131H244ZM23 131H24V129H23ZM25 131H27V130L25 129ZM153 131H154V130H153ZM164 131H165V130H164ZM181 131H182V129H181ZM202 131H203V130H202ZM232 131H233V134L236 133V132L234 131V129H233ZM232 131H230V132H232ZM19 132H20V133L22 132V128L19 129ZM144 132H145V131H144ZM156 132H157V130H156ZM213 132H214V134H215V131H213ZM224 132H225V131H224ZM227 132H228V131H227ZM34 133H35L36 135H35ZM177 133H178V132H177ZM192 133H193V132H192ZM196 133H197V132H196ZM203 133H204V132H203ZM203 133H201V134H203ZM228 133H229V132H228ZM246 133H248V132H246ZM250 133H251V132H250ZM0 134H1V133H0ZM183 134H184V133H183ZM201 134L199 133V136H198V137H200ZM211 134H212V133H211ZM220 134H221V133H220ZM220 134H219V135H220ZM226 134H227V133H226ZM151 135H152V133H151ZM160 135H161V134H160ZM170 135H171V134H170ZM178 135H179V133H178ZM186 135H188V134H186ZM231 135H232V133H231ZM1 136H2L1 140L4 139V136H3L2 134H1ZM28 136H29V135H28ZM143 136H144V134H143ZM149 136H150V134L148 135V137H149ZM175 136H176V134H175ZM179 136H180V135H179ZM182 136H183V135H182ZM182 136H180V137H182ZM201 136H202V135H201ZM221 136H222V135H221ZM221 136H220V137H221ZM228 136H229V135H228ZM228 136H227V137H228ZM31 137H30V138H31ZM35 137H36V138H35ZM167 137H168V136H167ZM186 137H187V136H186ZM213 137H214V136H213ZM235 137H236V136H235ZM48 138H49V136H48ZM48 138H47V139H48ZM150 138H151V137H150ZM164 138H165V137H164ZM171 138H172V137H171ZM241 138H242V137H241ZM155 139H156V138H155ZM160 139H161V138H160ZM167 139H168V138H167ZM175 139H177V137H176ZM175 139H174V140H175ZM221 139H222V138H221ZM221 139H220V140H221ZM243 139H244V138H243ZM246 139H247V138H246ZM1 140H0V141H1ZM32 140H33V139H32ZM140 140H141V139H140ZM152 140H153V139H152ZM158 140H159V139H158ZM164 140H166V139H164ZM179 140H180V138H179ZM197 140H198V139H197ZM199 140H200V139H199ZM209 140H210V139H209ZM213 140H214V139H213ZM217 140H218V139H217ZM222 140H223V139H222ZM222 140H221V141H222ZM2 141H3V140H2ZM50 141H52V140H50ZM141 141H142V140H141ZM200 141H201L202 143L204 142V141H202V140H200ZM218 141H219V140H218ZM218 141H216V144L218 143ZM243 141H245V139H244ZM243 141H242V142H243ZM246 141H247V140H246ZM40 142H43V141H40ZM40 142H39V143H40ZM139 142H140V141H139ZM152 142H154V141H152ZM164 142H165V141H164ZM181 142H183V141H181ZM181 142H180V143H181ZM196 142H197V141H196ZM214 142H215V141H214ZM231 142H232V141H231ZM247 142H248V141H247ZM253 142H254V141H253ZM39 143H38V145H39ZM169 143H170V142H169ZM202 143H201V144H202ZM220 143H223V142H220ZM0 144H3V143L0 142ZM41 144H42V143H41ZM50 144H51V143H50ZM224 144H226V148H227V144H228V143H227V142L225 143V141H224ZM240 144H241V143H240ZM251 144H252V143H251ZM176 145H177V144H176ZM203 145H205V144H203ZM208 145H209V144H208ZM217 145H219V143H218ZM243 145H244V144H243ZM248 145H249V144H248ZM252 145L254 146V144H252ZM252 145H251V146H248V147L250 148V147H252ZM39 146H40V145H39ZM144 146H145V144H144ZM146 146H147V144H146ZM156 146H157V144H156ZM200 146H201V145H200ZM213 146H214V145H213ZM244 146H246V145H244ZM138 147H139V146H138ZM149 147H150V146H149ZM149 147H148V148H149ZM152 147H153V146H152ZM166 147H167V146H166ZM177 147H178L177 149H179V145H178ZM216 147H217V146H216ZM216 147H215L214 150H217ZM220 147H222V145H221ZM224 147H225V146H223L222 149H226V148H224ZM228 147H229V146H228ZM248 147H247V148H248ZM150 148H151V147H150ZM181 148H182V147H181ZM196 148H197V146H196ZM202 148H203V147H202ZM202 148H201V149H202ZM209 148H211V144H210V147H209ZM218 148H219V146H218ZM143 149H144V148H143ZM177 149H176V150H177ZM232 149H233V148H232ZM241 149H242V148H241ZM244 149H245V148H244ZM244 149H243V150H244ZM252 149H253V148H251L250 150L253 151V153H254V150H252ZM254 149H257V148H254ZM173 150H174V149H173ZM193 150H194V149H193ZM198 150H199V149H198ZM198 150H195V152L197 153ZM202 150H203V149H202ZM211 150H212V149H211ZM226 150H227V149H226ZM228 150H231V147H229ZM228 150H227V152H228ZM246 150H247V149H246ZM161 151H162V150H161ZM164 151H165V150H164ZM164 151H163V152H164ZM183 151H184V150H183ZM219 151H221V150H219ZM224 151H225V150H224ZM224 151H222V152H224ZM251 151L247 150L246 152H248L249 154H251V157H252V154H253V153H251ZM256 151H257V150H256ZM177 152H178V151H177ZM177 152H176V153H177ZM191 152H192V151H191ZM193 152H194V151H193ZM193 152H192V153H193ZM195 152H194V153H195ZM209 152H210V151H209ZM216 152H217V151H216ZM229 152H230V151H229ZM231 152H232V151H231ZM231 152H230V153H231ZM243 152H245V151H243ZM258 152H259V151H258ZM258 152H255V153L258 154ZM179 153H180V152H179ZM183 153L186 154V155H187V154H190V153H187V152H185V151L182 152V154H183ZM196 153H195V154H196ZM225 153H226V152H225ZM248 153H247V154H248ZM29 154H30V153H29ZM29 154H28V157H29ZM157 154H158V153H157ZM161 154H164V153H161ZM205 154H206V153H205ZM241 154H242V152H241ZM245 154H246V153H245ZM256 154H255V156H257ZM7 155H8V154H7ZM179 155H181V154H179ZM186 155H185V156H186ZM226 155H227V154H226ZM230 155H232V154H230ZM239 155H240V154H239ZM258 155H259V154H258ZM160 156H161V155H160ZM240 156H241V155H240ZM240 156H239V157H240ZM245 156H247V155H245ZM245 156H244V157H245ZM4 157H5V155H4ZM6 157H7V156H6ZM158 157H159V156H158ZM193 157H194V156H193ZM220 157H221V156H220ZM220 157H219V158H220ZM232 157H233V155H232ZM236 157H237V156H236ZM241 157H242V156H241ZM244 157H243V158H244ZM247 157H248V156H247ZM249 157H250V155H249ZM258 157H259V156H258ZM11 158H12V157H11ZM150 158H151V157H150ZM188 158H189V156H188ZM190 158H191V157H190ZM195 158H198L197 155H196ZM200 158H201V157H200ZM205 158H208V157L206 156ZM221 158H222V157H221ZM221 158H220V159H221ZM243 158H242V159H243ZM254 158H255V157H254ZM24 159H25V158H23V160H24ZM29 159H30V158H29ZM44 159H45V158H44ZM152 159H153V158H152ZM159 159H160V157H159ZM198 159H199V158H198ZM245 159H247V158H245ZM42 160H43V159H42ZM46 160H48V159H46ZM46 160H45L44 162H46ZM145 160H146V159H145ZM149 160H150V159H149ZM165 160H166V159H165ZM187 160H188V159H186V161H187ZM191 160H192V159H189V160H188V163H189V161H191ZM237 160H238V157H237ZM237 160H236V161H237ZM239 160L242 162L241 159H239ZM239 160H238V161H239ZM5 161H6V163H7V160H6V159H5ZM24 161H25V160H24ZM26 161H28V160H26ZM26 161H25V162H26ZM40 161H41V160H40ZM143 161H144V159H143ZM152 161H153V160H152ZM196 161H197V160H196ZM217 161H218V160H217ZM240 161H239V163H240ZM245 161H246V160H244L243 162L246 164ZM249 161H250V160H249ZM20 162H21V161H20ZM35 162H36V161H35ZM41 162H42V161H41ZM41 162H40V163H41ZM183 162H184V161H183ZM192 162H193V161H192ZM199 162H201V161H199ZM207 162H208V161H206V163H207ZM210 162H211V161H210ZM219 162H220V161H219ZM219 162H218V166H219ZM2 163H3V160L0 159V164L2 165ZM21 163H22V162H21ZM28 163H29V162H28ZM40 163H39V164H40ZM48 163H49V162H48ZM166 163H167V162H166ZM186 163H187V162H186ZM202 163H204L203 160H202ZM202 163H199V164L201 165ZM244 163H241V164H238V165L236 164L237 168H238V166H241V168H243L242 165H244ZM259 163H260V161H259ZM3 164H4V163H3ZM25 164H26V163H25ZM41 164H42V163H41ZM44 164H45V163H44ZM162 164H163V163H162ZM162 164H161V165H162ZM189 164H190V163H189ZM193 164H194V163H193ZM199 164H198V165H199ZM204 164H205V163H204ZM1 165H0V166H1ZM177 165H178V164H177ZM183 165H184V164H183ZM207 165H208V164H207ZM3 166H4V165H2V167H1V169H3V172H2V173L6 172V171H4L5 168H4ZM5 166L7 167V165H5ZM20 166H21V165H20ZM48 166L50 167V165H48ZM159 166H160V165H159ZM165 166H166V165H165ZM179 166H182V165L180 164ZM190 166H191V165H190ZM205 166H206V165H205ZM246 166H247V165H246ZM249 166H251V167L253 168L254 165L252 166V165L250 164ZM249 166H247V167L249 168ZM258 166H259V165H258ZM261 166H262V165H261ZM8 167H9V166H8ZM22 167H23V166H22ZM56 167H57V166H56ZM185 167H186V166H185ZM199 167H200V166H199ZM206 167H208V166H206ZM209 167H210V166H209ZM24 168H25V167H24ZM43 168H44V167H43ZM57 168H58V167H57ZM177 168H178V167H177ZM183 168H184V167H183ZM211 168H212V166H211ZM237 168H235V169H237ZM241 168H240V169H241ZM244 168H245V167H244ZM263 168H264V167H263ZM9 169H10V168H7L6 170H9ZM20 169H21V168H20ZM44 169H45V168H44ZM149 169H150V168H149ZM179 169L181 170L182 167L179 168ZM184 169H185V168H184ZM184 169H183V170H184ZM238 169H239V168H238ZM240 169H239V170H240ZM245 169H246L245 172H247L248 169H247V168H245ZM249 169H250V168H249ZM257 169H258V168H255V170H257ZM260 169H261V172H262V168H261V167L259 168V170H260ZM42 170H43V169H42ZM42 170H41V171H42ZM48 170H49V169H48ZM157 170H158V169H157ZM165 170H166V169H165ZM183 170H182V171H183ZM186 170H187V169H186ZM186 170H185V172H186ZM195 170H196V169H195ZM216 170H218V169L216 168ZM216 170L213 169L212 171H213V172H214V171L216 172ZM231 170H233V169H231ZM251 170H252V169H251ZM251 170H248V171L250 172ZM263 170H264V169H263ZM20 171H21V170H20ZM24 171H26V170H23V172H24ZM143 171H144V170H143ZM160 171H161V170H160ZM189 171H190V170H189ZM196 171H197V170H196ZM212 171H211V175H212V178H213V176H214L213 179L215 180V175L213 174ZM253 171H254V170H252L251 172H253ZM23 172H22V174H23V176H25V175L27 174V171H26L25 175H24ZM30 172H31V171H30ZM44 172H46V171H44ZM146 172H147V174H148V171H146ZM185 172L183 171L182 173H185ZM231 172H232V171H231ZM258 172H259V171H258ZM28 173H29V172H28ZM33 173H34V172H33ZM38 173H39V172H38ZM84 173H85V172H84ZM138 173H139V172H138ZM193 173H194V172H193ZM193 173H192V175H193ZM242 173H244V172H242ZM242 173H240V175H241ZM256 173H257V172H256ZM262 173H263V172H262ZM29 174H32V172L29 173ZM42 174H43V173H42ZM157 174H158V172H157ZM186 174H187V173H186ZM195 174H196V173H195ZM208 174H209V173H208ZM208 174H206V176H208ZM215 174H216V173H215ZM235 174H236V173H235ZM237 174H238V173H237ZM251 174H254V173H250V175H251ZM263 174H264V173H263ZM0 175H2V174H0ZM4 175H5V174H4ZM37 175H38V174H37ZM145 175H146V174H145ZM148 175H149V174H148ZM148 175H147V176H148ZM153 175H155V174H153ZM153 175H151L152 178H153ZM184 175H185V174H184ZM209 175H210V174H209ZM211 175L208 176V177H211ZM257 175H258V174H257ZM261 175H262V174H261ZM2 176H3V175H2ZM2 176H0V177H2ZM21 176H22V175H21ZM29 176H30V175H29ZM29 176H28V177H29ZM42 176H43V175H42ZM75 176H76V175H75ZM142 176H143V175H142ZM147 176H145V177L147 178ZM164 176H165V175H164ZM237 176H239V175H237ZM245 176H246V175H245ZM262 176H263V175H262ZM4 177H6V176H4ZM4 177H3V178H4ZM158 177H159V176H158ZM162 177H163V176H162ZM165 177H166V176H165ZM199 177H200V176H199ZM216 177H219V176H216ZM240 177H241V176H240ZM248 177H249V176H248ZM248 177H247V178H248ZM258 177H259V176H258ZM263 177H264V176H263ZM73 178H74V177H73ZM146 178H144V179H146ZM155 178H156V177H155ZM194 178H195V177H194ZM197 178H198V177H197ZM203 178H204V177H203ZM205 178H206V177H205ZM219 178H221V177H219ZM223 178H224V176H223ZM223 178H222V180H223ZM235 178H236V177H235ZM34 179H35V177H34ZM74 179H75V178H74ZM74 179H73V180H74ZM82 179H83V178H82ZM160 179H161V177H160ZM162 179H163V178H162ZM210 179H211V178H210ZM213 179H212V180H213ZM262 179H263V178H262ZM35 180H36V179H35ZM45 180H46V179H45ZM45 180H44V181H45ZM164 180H165V179H163V181H164ZM196 180H197V179H196ZM198 180H199V179H198ZM198 180H197V181H198ZM206 180H207V179H206ZM216 180H217V179H216ZM232 180H233V179H232ZM248 180H249V179H248ZM257 180H258V179H257ZM5 181H6V179H5ZM5 181H4V182H5ZM19 181H20V180H19ZM30 181H31V180H30ZM33 181H34V180H33ZM33 181H32V183H33ZM36 181H38V180H36ZM47 181H48V180H47ZM71 181H72V180H71ZM147 181H148V180H147ZM147 181H146V182H147ZM160 181H161V180H160ZM192 181H194L193 178H192ZM200 181H203V179H202V180L200 179ZM200 181H199V183H201ZM204 181H205V180H204ZM208 181H209V179H208ZM219 181H220V180L216 181V183L218 184ZM236 181H238V180H236ZM244 181H245V180H244ZM4 182L2 181V184H3V185H2V184H1V185H2L3 187L1 186V188H4V186L6 185V184L4 185ZM28 182H29V181H28ZM34 182H35V181H34ZM153 182H154V181H153ZM170 182H172V181H170ZM206 182H207V181H206ZM213 182H215V181H213ZM0 183H1V182H0ZM15 183H17V182H15ZM73 183H74V182H73ZM156 183H157V181H156ZM161 183H162V181L160 182V184H161ZM216 183H215V184H216ZM219 183H220V182H219ZM222 183L224 184V182H222ZM222 183H221V185H222ZM225 183H226V181H225ZM256 183H258V182H256ZM256 183H255V184H256ZM263 183H264V182H263ZM26 184L28 185L27 182H26ZM134 184H135V183H134ZM158 184H159V182H158ZM165 184H166V183H165ZM167 184H168V183H167ZM196 184H198V183H196ZM196 184H195V185H196ZM204 184H206V183L204 182ZM226 184H227V183H226ZM234 184H235V189L238 188V187L236 186L237 183H236L235 181H234ZM7 185H8V184H7ZM146 185H147V184H146ZM161 185H162V184H161ZM161 185H160V186H161ZM168 185H169V184H168ZM206 185L208 186V184H206ZM219 185H220V184H219ZM240 185H241V184H240ZM246 185H247V184H246ZM253 185H254V184H253ZM256 185H257V184H256ZM262 185H263V184H262ZM262 185H261V187H262ZM9 186H10V184H9ZM22 186H23V185H22ZM24 186L26 187V185H24ZM33 186H34V184L32 185V188H33ZM43 186H44V185H43ZM47 186H48V185H47ZM141 186H142V184H141ZM144 186H145V185H144ZM144 186H143L142 189H141V187H140V189H141L140 192H142V190L144 189ZM147 186H148V185H147ZM198 186H200V185L198 184ZM198 186H197L196 188H198ZM207 186H206V187H207ZM224 186H225V185H224ZM226 186L228 187V185H226ZM226 186H225V187H226ZM257 186H258V185H257ZM14 187H15V186H13V188H14ZM93 187H94V186H93ZM156 187H157V185H156ZM191 187H192V185H191ZM194 187H195V186H194ZM194 187H193V188H194ZM201 187H203L202 184H201ZM204 187H205V186H204ZM204 187H203V188H204ZM210 187H212V186L210 185ZM220 187H221V186H220ZM227 187H226V189H227ZM244 187H245V185H244ZM246 187H247V186H246ZM255 187H256V186H255ZM258 187H259V186H258ZM1 188H0V190H1ZM5 188H6V187H5ZM18 188H20V187H18ZM18 188L16 187V189L13 190V195H14V192H15V191L17 192V193L15 192V193H16V194H19V196H20V195L23 196L22 193H25V194H26V193L28 192V191L26 192L27 189L25 188L26 190H25V191L22 190V191H24V192H21V194H20L19 191H21L20 189H22V188H20L19 191H17ZM30 188H31V187H30ZM32 188H31V189H32ZM43 188H44V187H43ZM46 188H47V187H46ZM132 188H133V187H132ZM135 188H136V187H135ZM138 188H139V186H138ZM138 188H137V189H138ZM193 188H192V189H193ZM196 188H194V189H196ZM199 188H200V187H199ZM203 188H201V189L203 190ZM207 188H208V187H207ZM215 188H216V187H215ZM218 188H219V187H218ZM230 188H231V187H230ZM48 189H49V186H48ZM48 189H47V191H48ZM145 189H146V188H145ZM147 189H150V188H147ZM153 189H154V187H153ZM161 189H162V188H161ZM184 189H186V188H184ZM216 189H217V188H216ZM220 189H221V188H220ZM232 189H233V188H232ZM3 190H4V189H3ZM3 190H2V191H3ZM7 190H8V189H7ZM7 190H6V192H8ZM32 190H33V189H32ZM32 190H31V191H32ZM34 190H35V189H34ZM43 190H45V189H43ZM50 190H51V188H50ZM85 190H86V189H85ZM187 190H188V189H187ZM207 190H208V189H207ZM210 190H211V189H210ZM210 190H209V191H210ZM212 190H213V189H212ZM212 190H211V192H212ZM214 190H215V189H214ZM214 190H213V192H214ZM221 190H222V189H221ZM223 190H224V189H223ZM229 190H230V189H229ZM237 190H238V189H237ZM239 190H240V189H239ZM239 190H238V191H239ZM258 190H259V189L257 188V191H258ZM31 191H30V192H31ZM145 191H146V190H145ZM167 191H168V190H167ZM190 191H192V190H190ZM196 191H198V189H197ZM215 191H217V190H215ZM224 191H225V190H224ZM242 191H243V190H242ZM244 191H245V190H244ZM0 192H1V191H0ZM6 192H5V193H6ZM18 192H19V193H18ZM135 192H136V191H135ZM143 192H144V191H143ZM155 192H156V191H155ZM183 192H184V191H183ZM198 192H199V195H198V196H200L201 193H200V191H198ZM201 192H203V191H201ZM206 192H208V191H206ZM211 192H208V193L211 194ZM213 192H212V193H213ZM217 192H218V191H217ZM222 192H223V191H222ZM229 192H230V191H229ZM231 192H232V191H231ZM48 193H49V192H48ZM132 193H133V192H132ZM144 193L147 194V193H148V190H147L146 192H144ZM158 193H159V192H158ZM168 193H169V191H168ZM187 193H188V192H187ZM187 193H186V194H187ZM192 193H193V192H192ZM194 193H196V192L194 191ZM203 193H204V192H203ZM208 193H207V197H208V195H209ZM219 193L221 194L220 190H219ZM226 193H227V191H226ZM258 193H259V192H258ZM1 194H3V192H2ZM49 194H50V193H49ZM98 194H99V193H98ZM136 194H137V193H136ZM149 194H150V193H149ZM196 194H197V193H196ZM228 194H229V193H227V195H228ZM235 194H236V193H235ZM238 194H239V193H238ZM252 194H256V192H255V193H252ZM5 195H6V194H5ZM5 195H3V196H5ZM11 195H12V192H11ZM155 195L157 196V194H155ZM158 195H159V194H158ZM213 195H214V193H213ZM215 195H216V193H215ZM222 195H223V193H222ZM224 195H225V194H224ZM224 195H223V197H225ZM230 195H231V194H230ZM233 195H234V194H233ZM239 195H241V194H239ZM259 195H260V194H259ZM259 195H258V196H259ZM261 195H262V194H261ZM8 196H9V195H8ZM15 196H16V195H15ZM17 196H18V195H17ZM112 196H113V195H112ZM220 196H221V195H220ZM231 196H232V195H231ZM235 196H236V195H235ZM244 196H246V195H244ZM252 196H253V195H252ZM258 196H257V197H258ZM50 197H51V196H50ZM106 197H107V196H106ZM110 197H111V196H110ZM150 197H151V196H150ZM153 197H154V196H153ZM160 197H161V196H160ZM160 197H159V198H160ZM162 197H163V195H162ZM162 197H161V198H162ZM214 197H216V196H214ZM217 197H218V196H217ZM253 197H254V196H253ZM257 197H256V199H257ZM2 198H3V197L0 196V199H2ZM5 198H6V196H5ZM24 198H25V197H24ZM142 198H143V196H142ZM142 198H141V199H142ZM161 198H160V199H161ZM180 198H181V197H180ZM229 198H230V197H229ZM241 198H242V197H241ZM246 198H247V197H246ZM258 198H259V197H258ZM10 199H11V198H10ZM21 199H22V198H21ZM99 199H100V197H99ZM107 199H108V198H107ZM107 199H105V200H107ZM144 199H145V198H143L142 200H144ZM148 199H149V197H148ZM202 199H204V198H202ZM210 199H211V196H210ZM227 199H228V198H227ZM230 199H231V198H230ZM243 199L245 200V198H243ZM243 199H242V201H243ZM263 199H264V198H263ZM22 200H23V199H22ZM111 200H113V199L110 198V201H111ZM114 200H115V199H114ZM121 200H122V199H121ZM225 200H226V199H225ZM225 200L223 201V200L221 199V200H220V203H221V201H223V204H225L224 202H227V203L233 202L232 199H231L232 201H230V202L228 201L229 199H228L227 201H225ZM247 200H248V199H247ZM16 201H17V200H16ZM16 201H15V202H16ZM108 201H109V200H108ZM156 201H158V200H155V202H156ZM166 201H167V200H166ZM171 201H172V200H171ZM171 201H170V202H171ZM202 201H203V200H202ZM211 201H212V200H211ZM216 201H217V200H216ZM234 201H235V200H234ZM259 201H260V198H259ZM7 202H8V201H7ZM18 202H19V201H18ZM20 202H21V201H20ZM20 202H19V203H20ZM23 202H24V201H23ZM43 202H44V201H43ZM197 202H199V201H197ZM200 202H201V201H200ZM208 202H210V201H208ZM235 202H236V201H235ZM235 202H234V204H235ZM244 202H245V201H244ZM263 202H264V201H260L259 204H260V203H263ZM27 203H28V202H27ZM111 203H112V202H110V204H111ZM113 203H114V202H113ZM118 203H119V201H118ZM158 203H160V202H158ZM161 203H162V202H161ZM172 203H173V202H172ZM212 203H213V202H210V203H209V204H210L209 207H211V208L213 207ZM220 203H219V204H220ZM241 203H242V202H241ZM247 203H248V202H247ZM4 204H5V203H4ZM4 204H3V206H5ZM114 204H115V203H114ZM114 204H113V205H114ZM195 204H196V203H195ZM203 204H204V203H203ZM207 204H208V203H207ZM209 204H208V205H209ZM231 204H233V203H230V207H231ZM239 204H240V203H239ZM23 205H24V204H23ZM108 205H109V204H108ZM119 205H121V204L119 203ZM141 205H142V204H141ZM156 205H157V204H156ZM211 205H212V206H211ZM217 205H218V204H217ZM220 205L222 206L223 209L225 208V210L228 208V207H226V206L224 207L222 204H220ZM226 205H227V204H226ZM236 205H238V204H236ZM245 205H246V204H245ZM245 205H244V207H245ZM249 205H250V204H249ZM262 205H263V204H262ZM1 206H2V205H0V233H1V234H0V239H2V238L4 239V238H6V236L8 235V238H9V236H10V241L12 240V241H13V242H12L13 244H14V243H19V245H20V243L22 244V243L25 241V238H23V236L21 235L22 233H19V230H20L21 224H22V227H23V220H20V221L22 222V223H20V222H19V219H21V218L24 217V216H21V218H20V216H19V217L16 216L14 219L9 220L10 217L7 215V213H8V211H6L7 209H5V208H3V207H1ZM7 206L9 207V205H7ZM7 206H6V207H7ZM12 206H13V205H12ZM18 206H19V204H18ZM21 206H22V205H21ZM21 206H20V207H21ZM25 206H26V205H25ZM27 206H28V205H27ZM27 206H26V207H27ZM46 206H48V205L46 204ZM90 206H91V205H90ZM111 206H112V205H111ZM142 206H143V205H142ZM146 206H148V205H146ZM173 206H174V205H173ZM218 206H219V205H218ZM227 206H228V205H227ZM232 206H233V205H232ZM234 206H235V205H234ZM238 206H239V205H238ZM15 207H16V206H15ZM43 207H44V206H43ZM109 207H110V206H109ZM116 207H118V206H115V208L113 207V208H114L113 212H115V211L118 209V208L116 209ZM121 207H122V206H121ZM131 207H133V205H132ZM204 207H205V205H204ZM204 207H203V208H204ZM214 207H215V208L217 207L216 204H214ZM219 207H220V206H219ZM247 207H248V205H247ZM263 207H264V206H263ZM23 208H24V206H23ZM46 208H47V207H46ZM91 208H92V207H91ZM107 208H108V207H107ZM159 208H160V207H159ZM205 208H206V207H205ZM220 208H221V207H220ZM242 208H243V207H242ZM242 208H239V210L242 209ZM15 209H16V208H15ZM17 209H18V208H17ZM20 209H21V208H20ZM24 209H25V208H24ZM28 209H29V207H28ZM79 209H80V208H79ZM115 209H116V210H115ZM147 209H149V207H147ZM147 209L145 208V210H147ZM171 209H172V208H171ZM183 209H184V208H183ZM206 209H209L208 206H207ZM206 209H205V210H206ZM223 209H222V210H223ZM246 209H247V208H246ZM260 209H261V208H260ZM262 209H263V208H262ZM41 210H42V209H41ZM80 210H81V209H80ZM110 210H112V209H110ZM119 210H120V207H119V209H118L117 211H119ZM123 210H124V209H121V212H122V213L124 212ZM149 210H150V209H149ZM157 210H159V209H157ZM202 210H203V209H202ZM211 210H212V209H211ZM213 210H214V209H213ZM220 210H221V209H220ZM222 210H221V211H222ZM229 210H230V209H229ZM236 210H237V209H236ZM26 211H28V210H26ZM49 211H50V210H49ZM78 211H79V210H78ZM89 211H90V210H89ZM89 211H88V213H89ZM104 211H105V210H104ZM168 211H169V210H168ZM214 211H215V210H214ZM216 211H217V210H216ZM218 211H219V210H218ZM226 211H227V210H226ZM230 211H231V210H230ZM237 211H238V210H237ZM240 211H242V210H240ZM15 212H16V211H15ZM29 212H30V211H29ZM29 212L27 213L28 215H29ZM32 212H33V215H31ZM81 212H82V211H81ZM93 212H94V211H93ZM106 212H107V211H106ZM111 212H112V211H111ZM126 212H127V211H126ZM173 212H174V211H173ZM199 212H200V211H199ZM203 212H204V210H203ZM203 212H202V213H203ZM224 212H225V211H224ZM234 212H236V211L234 210ZM257 212H258V211H257ZM10 213H11V212H10ZM16 213H17V212H16ZM31 213H30V216H32V219L30 218V219H31L30 222L32 221L31 224H33V225H31V226L36 228V220H37V218H36V215H35L33 209L31 210ZM116 213H117V212H116ZM116 213H113V214L111 213V214H112V216H113V215L116 214ZM118 213H119V215L121 216L122 213H120V211H119ZM118 213H117L116 215H114V216H115V217L117 216L116 218H117V220L119 221V217H118L119 215H118ZM176 213H177V212H176ZM214 213H215V212H214ZM216 213H217V212H216ZM218 213H219V215H220V212H218ZM237 213H238V212H237ZM239 213H240V212H239ZM243 213H244V212H243ZM243 213H242V214H241V213L239 214V218H241L240 215H243ZM251 213H252V212H251ZM251 213H250V214H251ZM27 214H26V215H27ZM44 214H45V213H44ZM106 214H109V213H106ZM159 214H160V213H159ZM165 214H166V213H165ZM165 214H164V215H165ZM199 214H200V213H199ZM225 214H226V213H225ZM228 214H229V213H228ZM231 214L233 215V212H232V211H231ZM231 214H230V215H231ZM234 214H236V213H234ZM247 214H248V213H247ZM247 214H246V215H247ZM24 215H25V214H24ZM26 215H25V216H26ZM34 215H35V217H34ZM72 215H73V214H72ZM132 215H133V214H132ZM167 215H168V214H167ZM201 215H202V214H200V216H201ZM223 215H224V214H223ZM236 215H237V214H236ZM47 216H48V215H47ZM105 216H107V215H105ZM122 216H125V213H124ZM126 216H127V214H126ZM171 216H172V215H171ZM208 216H209V215H208ZM225 216H226V215H225ZM237 216H238V215H237ZM247 216H248V215H247ZM252 216H253V214H252ZM252 216H251V217H252ZM40 217H41V214H40ZM49 217H50V216H49ZM99 217H100V216H99ZM108 217H109V216H108ZM127 217H128V216H127ZM131 217H132V216H131ZM162 217H163V216H162ZM229 217H232V216H229ZM243 217H244V216H242V218H243ZM28 218H29V217H28ZM50 218H51V217H50ZM122 218H123V217H120V220H121ZM206 218H207V217H206ZM209 218H210V217H209ZM227 218H228V217H227ZM227 218H226V220H228ZM236 218H237V217H236ZM239 218H238L237 220H238V221H241ZM245 218H246V216H245ZM249 218H250V215H249ZM23 219H24V218H23ZM46 219H47V218H46ZM126 219H127V218H126ZM126 219H125V220H126ZM131 219H132V218H131ZM163 219H165V218H163ZM180 219H181V218H180ZM234 219H235V217H234ZM250 219L253 220L252 218H250ZM24 220H25V219H24ZM39 220H40V219H38L37 221H39ZM51 220H52V219H50V221H51ZM54 220H55V219H54ZM56 220H57V219H56ZM125 220L123 219V221H125ZM214 220H215V219H214ZM242 220H243V219H242ZM248 220H249V219H248ZM251 220H250V221H251ZM27 221H28V220H27ZM40 221H41V220H40ZM40 221H39V222H40ZM109 221H110V219H109ZM121 221H122V220H121ZM179 221H180V220H179ZM182 221H183V220H182ZM211 221H212V220H211ZM244 221H245V220H243V222H244ZM263 221H264V220H263ZM46 222L49 224V221L46 220ZM55 222H57V221H55ZM128 222H129V221H128ZM222 222H224V221H222ZM232 222H234V220H233ZM232 222H230V223H232ZM37 223H38V222H37ZM43 223H44V220H43ZM53 223H54V222H53ZM53 223H52V224H53ZM71 223H72V222H71ZM117 223H118V222H117ZM179 223H180V222H179ZM183 223H184V222H183ZM234 223H236V221H235ZM237 223H239V222H237ZM247 223H248V222H247V219H246V222H244V224L248 225ZM250 223H251V222H250ZM250 223H249V224H250ZM38 224H39V223H38ZM181 224H182V223H181ZM244 224H241V225L243 226ZM251 224H253V223H251ZM26 225H27V223H26ZM26 225H25V226H26ZM28 225H29V224H28ZM45 225H47V224H45ZM45 225H44V226H45ZM126 225H127V224H126ZM183 225H184V224H183ZM230 225H231V224H230ZM235 225H236V224H235ZM235 225L233 224V226H235ZM254 225H255V223H254ZM256 225H258V224H256ZM31 226H30V227H31ZM167 226H168V225H167ZM236 226H237V225H236ZM242 226H241V227H242ZM244 226H245V225H244ZM22 227H21V228H22ZM26 227H27L26 229L28 230V234L31 233L30 230L28 229V228H30V227H28V226H26ZM45 227H46V226H45ZM50 227H51V226H50ZM168 227H169V226H168ZM170 227H171V226H170ZM177 227H178V226H177ZM214 227H215V226H214ZM222 227H224V226H222ZM252 227H253V226H252ZM261 227H262V225H261ZM35 228H33L34 231L32 230V228H30L34 234L36 233ZM47 228H48V226H47ZM53 228H54V227H52L51 229H53ZM69 228H70V227H69ZM69 228H68V229H69ZM158 228H159V227H158ZM180 228H181V227H180ZM185 228H186V227H185ZM185 228H184V229H185ZM237 228H238V227H237ZM242 228H243V227H242ZM245 228H246V227H245ZM250 228H251V227H250ZM253 228H254V227H253ZM258 228H259V227H258ZM263 228H264V227H263ZM13 229H14V230H13ZM22 229H23V228H22ZM22 229H21V230H22ZM26 229H25V230H26ZM45 229H46V228H45ZM238 229H239V228H238ZM240 229H241V228H240ZM251 229H252V228H251ZM260 229H261V228H260ZM11 230H13V231H11ZM21 230H20V231H21ZM36 230H37V229H36ZM48 230H49V229H48ZM227 230H228V229H227ZM254 230H256V229H254ZM257 230H258V229H257ZM261 230H262V229H261ZM58 231H59V230H58ZM157 231H158V230H157ZM191 231H192V230H191ZM220 231H221V230H220ZM223 231H224V230H223ZM223 231H221V232H223ZM242 231H244V228H243ZM258 231H259V230H258ZM10 232H11V233H10ZM16 232H17V233H16ZM50 232H51V230H50ZM236 232H237V231H236ZM6 233H7V235H6ZM15 233H16V234H15ZM33 233H32V234H29V235L31 236V239H30V240H32V241L29 242V241H28V240H29L28 238H27V239H28L27 241H28L29 243H31L32 246H35V245H36V244L34 243V242H35V240H34L35 237L33 238V236H35V235H34ZM225 233H226V232H225ZM260 233H261V231H260ZM12 234H13V235H12ZM65 234H66V233H65ZM70 234H72V233H70ZM223 234H224V233H223ZM223 234H221V235H223ZM227 234H228V232H227ZM230 234H231V233H230ZM230 234H229V235H230ZM234 234H235V233H234ZM238 234H239V236H240L241 233L239 232ZM23 235H24V234H23ZM48 235H49V234H48ZM48 235H47V236H48ZM61 235H62V234H61ZM209 235H211V233H209ZM213 235H214V234H213ZM224 235H225V234H224ZM256 235H257V234H256ZM261 235H262V233H261ZM43 236H45V235H43ZM65 236H66V235H65ZM68 236H69V235H68ZM225 236H226V235H225ZM230 236H232V234H231ZM230 236H229V237H230ZM70 237H71V236H70ZM77 237H78V236H77ZM77 237H76V238H77ZM216 237H217V236H216ZM226 237H227V236H226ZM233 237H234V236H233ZM242 237H243V236H242ZM29 238H30V237H29ZM48 238H49V237H48ZM52 238H54V237H51V239H52ZM72 238H75V237L72 236ZM76 238H75V239H76ZM251 238H252V237H251ZM257 238H258V237H257ZM3 239H2V240H3ZM51 239H50V241H51ZM55 239H56V238H55ZM59 239H61V237H60ZM59 239H58V240H59ZM70 239H71V238H70ZM176 239H177V238H176ZM202 239H203V238H202ZM231 239H232V237H231ZM241 239H242V238H241ZM243 239H245V238H243ZM252 239H253V238H252ZM262 239H263V238H262ZM262 239H261V240H262ZM7 240H8V239H7ZM77 240H78V239H77ZM165 240H166V239H165ZM211 240H212V239H211ZM226 240H227V239H226ZM232 240H233V239H232ZM258 240H260V239L258 238ZM0 241H1V240H0ZM10 241H9L8 243H10ZM27 241H25V242H27ZM40 241H43V239H42V240L40 239ZM44 241H45V240H44ZM59 241H60V240H59ZM63 241H64V239H63ZM72 241H73V240H72ZM212 241H213V240H212ZM212 241H210V243H211ZM216 241H217V240H216ZM230 241H231V240H230ZM239 241H240V240H239ZM256 241H257V240H256ZM2 242H3V241H2ZM237 242H238V241H237ZM260 242H261V241H260ZM262 242H263V241H262ZM29 243H27V244H25V245H29ZM59 243H60V242H59ZM63 243H64V242H63ZM207 243H208V242H207ZM215 243H216V242H215ZM215 243H214V244H215ZM222 243H223V242H222ZM222 243H221V244H222ZM225 243L227 244V242H225ZM225 243H224V245H225ZM257 243H258V242H257ZM257 243L255 242L254 244H257ZM3 244H4V243H3ZM5 244H7V243H5ZM31 244H30V245H31ZM37 244H39V243H37ZM53 244H54V243H53ZM218 244H220V243H218ZM248 244H249V243H248ZM248 244H247L246 246H248ZM9 245H10V244H9ZM14 245L17 246V248H18V246H19L18 244H14ZM14 245H13V246H14ZM25 245L23 244V245H20L19 247H21V246H25ZM71 245H72V244H71ZM215 245H216V244H215ZM215 245H212V246H215ZM229 245H230V244H229ZM263 245H264V244H263ZM263 245H262V247H263V249H264V246H263ZM3 246H4V245H3ZM10 246H11V245H10ZM37 246H38V245H37ZM217 246L219 247V245H217ZM220 246H221V245H220ZM234 246H235V245H234ZM241 246H242V245H241ZM246 246H245V247H246ZM25 247H26V246H25ZM25 247H24V248H25ZM27 247H28V246H27ZM35 247H36V246H35ZM67 247H68V246H67ZM208 247H209V246H208ZM225 247H227V246H225ZM245 247H244V248H245ZM258 247H259V248H257V249H260V247H261L260 244H259ZM28 248H29V247H28ZM213 248H214V247H213ZM213 248H212V249H213ZM223 248H224V247H223ZM223 248H222V249H223ZM238 248H239V247H238ZM252 248H253V247H252ZM15 249H16V247H15ZM15 249H14V250H15ZM19 249H20V250L22 249V251H24V249H23L22 247H21V248H18V252H19L20 254H21V253L23 254V253L25 252L26 255L23 254L22 256H27V254L29 255V253H26V250H25L24 252H22V251H20ZM220 249H221V248H220ZM226 249H227V248H226ZM249 249H251V248H249ZM249 249H247V250H249ZM2 250H3L4 253H5L4 250H7V251H9V253L14 254L15 256L20 255L19 253L13 252L11 249H8V246H6V248L3 247ZM2 250H1V251H2ZM66 250H67V249H66ZM70 250H71V249H70ZM183 250H184V249H183ZM227 250H228V249H227ZM234 250H236V249H234ZM245 250H246V249H245ZM7 251H6V253H7ZM15 251H16V250H15ZM262 251L264 252V250H262ZM12 252H13V253H12ZM210 252H211V251H210ZM215 252H216V251H215ZM229 252H230V251H229ZM239 252H240V251H239ZM249 252H250V250H249ZM249 252H248V253H249ZM263 252H259V257H260V258H262L261 255L264 256V254H261V255H260V253H263ZM1 253H2V252H1ZM1 253H0V255H1ZM6 253H5V255H6ZM9 253H7V254H9ZM213 253H214V251H213ZM217 253H218V252H217ZM217 253H216V254H217ZM241 253H242V252H241ZM248 253L245 254V255L248 256ZM250 253H251V252H250ZM254 253H255V250H254ZM65 254H66V253H65ZM177 254H178V252H177ZM180 254H181V253H180ZM219 254H220V253H219ZM223 254H225V253H223ZM223 254H222V255H223ZM239 254H240V253H239ZM242 254H243V253H242ZM5 255H4V256H5ZM32 255H34V254H32ZM182 255H183V254H182ZM186 255H188V254H186ZM222 255L220 254V257H223ZM228 255H229V253H228ZM228 255H227V256H228ZM236 255H237V254H236ZM254 255H256V254L249 255V256H252V257H253ZM11 256H12V255H11ZM30 256H31V254H30ZM65 256H66V255H65ZM227 256H226V258H228ZM229 256H230V255H229ZM239 256H240V255H239ZM8 257H9V256H8ZM12 257H13V256H12ZM27 257H28V256H27ZM27 257H25V258H27ZM34 257H35V256H34ZM63 257H64V256H63ZM256 257H257V256H256ZM259 257H257V258H259ZM0 258H1V257H0ZM16 258H17V257H16ZM32 258H33V257H32ZM184 258H186V257H184ZM212 258H213V260H214V259L216 260L218 257H217V258H216V257H215V258L212 257ZM241 258H242V257H241ZM245 258H246V257H245ZM257 258H256V259H257ZM2 259H3V258H2ZM36 259H37V258H36ZM218 259H219V258H218ZM222 259H224V258H222ZM25 260H26V259H25ZM180 260H181V259H180ZM196 260H197V259H196ZM215 260H214V261H215ZM219 260H220V259H219ZM226 260H227V259H226ZM243 260H244V259H243ZM246 260H247V259H246ZM253 260H255V257L253 258ZM253 260H252V261H253ZM261 260H262V259H261ZM263 261H264V259H263ZM212 262H213V261H212ZM212 262L210 261L211 264H212ZM216 262H218V261H216ZM249 262H250V261H249ZM254 262H256V261H254ZM167 263H169V262H167ZM195 263H196V262H195ZM220 263H222V262H220ZM229 263H230V262H229ZM250 263H251V262H250ZM250 263H249V264H250ZM257 263H258V262H257ZM213 264H215V263L213 262ZM217 264H218V263H217ZM236 264H237V263H236ZM245 264H247V263H245ZM252 264H254V263H252Z\"/></svg>",
	"mask_w": 264,
	"mask_h": 264
}]
</instances>
